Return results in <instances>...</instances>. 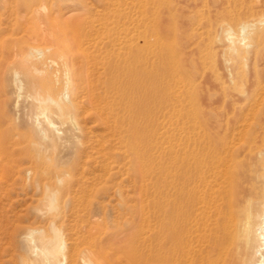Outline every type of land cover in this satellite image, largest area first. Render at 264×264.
<instances>
[{
    "label": "rangeland",
    "instance_id": "rangeland-1",
    "mask_svg": "<svg viewBox=\"0 0 264 264\" xmlns=\"http://www.w3.org/2000/svg\"><path fill=\"white\" fill-rule=\"evenodd\" d=\"M247 1L240 2L247 8L240 4L229 13L228 0H169L153 18L145 0H0V264H42L28 234L35 230L36 238L47 239L53 227L66 241V253L153 247L155 175L146 165L141 174L129 153L136 128L141 152L155 165L168 162L174 125L204 112L225 138L243 142L264 135V24L251 31L250 48L239 46L247 51L238 50L230 64L223 50L232 45L225 23L253 11L264 14V0ZM215 17L219 22L210 25ZM37 19L60 48L51 70L60 77L58 91L65 85L61 53L70 59L76 92L70 113L78 129L54 104L37 118L50 75L39 83L15 57L28 38L41 34ZM48 117L58 129L50 131L54 142L45 143L37 127ZM121 131L129 143L121 142ZM51 172L62 181L48 185Z\"/></svg>",
    "mask_w": 264,
    "mask_h": 264
},
{
    "label": "bare ground",
    "instance_id": "bare-ground-1",
    "mask_svg": "<svg viewBox=\"0 0 264 264\" xmlns=\"http://www.w3.org/2000/svg\"><path fill=\"white\" fill-rule=\"evenodd\" d=\"M146 1L148 0L143 2L145 12L150 13L153 18L157 16L161 7L169 4V0L167 4L163 0ZM242 1L244 0H228L229 13L238 8L240 4L241 7L244 6L245 3H240ZM253 5V9L260 7L259 3ZM36 13L38 15V12ZM249 13L247 15L241 13L242 16L244 15L241 16L242 19H235L234 16L235 20L231 18L233 23H225L227 26V37L225 36V38L230 41L229 44L232 43L231 46L223 49L224 55L225 53L230 55V58L225 61L226 64H230L234 60V56L241 49L239 46L245 45V48L247 46L250 48L249 38L253 34L251 31L264 24L262 12L256 14L253 11L252 15L248 16ZM39 16L41 17V13ZM39 19H37L38 25ZM219 20V17H215L213 20L208 19V23L214 25ZM44 22L46 29V21ZM233 24L239 26L238 33ZM40 30L43 29L40 28ZM258 30L255 31L261 32ZM261 30H263L262 27ZM45 33L42 31L41 34L28 38L23 45L15 50V57H20V60L29 66L35 73L33 78L39 83L43 82L41 75H50V83H48L50 90L47 93L44 90L46 94L43 100L45 107L37 115V118L40 115L46 116L49 104H54L61 111H66L72 126L78 129L79 124L73 113H70L71 109L76 107L74 103L76 92L71 83L73 75H71V65H68L70 59L68 60L65 53H61L65 85L61 91H58L55 84L58 76L56 75L55 79L51 70L56 62L53 55L55 52H60V48L56 47L54 39L47 35L51 33L48 31ZM258 35L261 38L262 35ZM253 41H256L255 38ZM227 73L232 75L228 68ZM15 76H18V71L15 72ZM86 76L88 77L87 72ZM87 85L89 87L88 83ZM21 88L22 86H20ZM88 97V104L93 106L94 94L91 87L88 90ZM160 101L162 100L160 99ZM150 102L148 101V103ZM153 104L151 105L154 107L155 103ZM116 121L120 125L121 119L117 118ZM44 123L42 126L38 125V134L42 142H52L53 137L50 131L56 129L57 125L50 117L46 118ZM136 130L133 133V139L131 138L133 144L129 143L131 140L128 142L123 131H121L120 139L122 143L127 140L131 144L129 153L136 161L140 173L144 172L146 165L155 175L158 234L154 246L148 250L124 248L125 250L107 251L108 249L100 248L99 251L77 249L66 253L67 243L59 229L53 227V235L47 239L45 237L36 238L37 231L34 230L28 234V239L37 248L36 257L39 256L42 264H264V135H255L252 138H246L243 142H238L234 138H225L213 130L204 112L200 116L194 115L188 121L174 125L168 162L158 161L159 163L155 165L152 163V156L141 152L143 145L140 142L139 130L137 128ZM219 132L221 131L219 130ZM48 180V185L53 180L55 182L62 181L60 174L56 172H51ZM51 200H55V194L51 196ZM37 240L42 245L41 247L38 246Z\"/></svg>",
    "mask_w": 264,
    "mask_h": 264
}]
</instances>
